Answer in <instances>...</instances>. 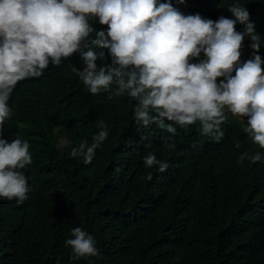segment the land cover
Segmentation results:
<instances>
[{"label":"trees","instance_id":"obj_1","mask_svg":"<svg viewBox=\"0 0 264 264\" xmlns=\"http://www.w3.org/2000/svg\"><path fill=\"white\" fill-rule=\"evenodd\" d=\"M240 2L261 37L264 58V0ZM232 3L173 0L185 15L212 20L234 18L228 11ZM92 23L98 31L107 29L98 19ZM251 44L246 37L241 61L252 57ZM203 58L202 53L192 62ZM71 68L65 60L52 81L26 78L12 94L4 137L29 142L33 163L23 171L31 192L23 203L0 198V264H264V216L248 207L252 178L235 172L241 150L234 141L245 134L247 121L230 113L228 136L219 144L203 145L188 129H177L181 136L174 149L155 138L146 149L149 143L134 139L120 123L128 103L124 96L69 97L63 83H78ZM98 119L106 121L110 135L85 165L83 157L70 153L85 141L91 144ZM147 151L170 161L167 171L145 167ZM73 227L93 235L101 255L73 260L65 246Z\"/></svg>","mask_w":264,"mask_h":264},{"label":"clouds","instance_id":"obj_2","mask_svg":"<svg viewBox=\"0 0 264 264\" xmlns=\"http://www.w3.org/2000/svg\"><path fill=\"white\" fill-rule=\"evenodd\" d=\"M228 11L234 18L212 20L199 13L185 15L173 0H0V198L23 203L31 192L23 171L33 163L29 142L7 140L12 134L4 137L15 87L26 78L52 81L49 77L68 60L78 80L63 83L69 97L83 92L109 100L124 96L128 103L120 123L134 139L149 143L155 138L172 150L181 136L177 129H188L203 145L219 144L228 136L230 113L247 121L245 134L234 141L241 150L235 172L252 178L248 207L264 216L261 37L240 0H233ZM97 19L106 30L93 26ZM237 24L244 25L242 32ZM246 37L254 52L241 61ZM95 48L108 54L98 56ZM202 53L204 58L193 63ZM95 123L98 131L91 144L85 141L70 153L83 157L85 165L92 164L110 135L106 121ZM158 128L160 133L155 132ZM142 160L160 172L170 163L159 160L154 151H147ZM71 237L65 246H70L73 260L101 255L94 236L82 227H73Z\"/></svg>","mask_w":264,"mask_h":264}]
</instances>
